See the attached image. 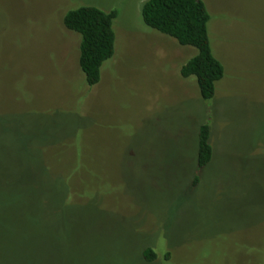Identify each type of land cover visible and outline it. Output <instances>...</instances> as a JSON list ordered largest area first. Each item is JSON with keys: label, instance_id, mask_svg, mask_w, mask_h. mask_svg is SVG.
<instances>
[{"label": "rangeland", "instance_id": "obj_1", "mask_svg": "<svg viewBox=\"0 0 264 264\" xmlns=\"http://www.w3.org/2000/svg\"><path fill=\"white\" fill-rule=\"evenodd\" d=\"M145 1L0 0V264H264V0H200L224 68L210 101ZM84 6L117 13L93 87L63 25Z\"/></svg>", "mask_w": 264, "mask_h": 264}, {"label": "trees", "instance_id": "obj_2", "mask_svg": "<svg viewBox=\"0 0 264 264\" xmlns=\"http://www.w3.org/2000/svg\"><path fill=\"white\" fill-rule=\"evenodd\" d=\"M115 11L104 12L96 7L84 6L65 13L63 25L80 37L78 64L86 85L93 87L100 82L101 68L114 55L116 36L113 22ZM144 25L168 38L179 46L190 47L196 54L180 69L183 79L194 77L200 97L210 101L216 83L224 77L222 64L214 57L208 35L210 15L200 0H146L141 7ZM211 130L202 123L197 131V170L206 168L212 160ZM199 177L193 178L192 187ZM143 259L154 261L152 249L142 251Z\"/></svg>", "mask_w": 264, "mask_h": 264}]
</instances>
